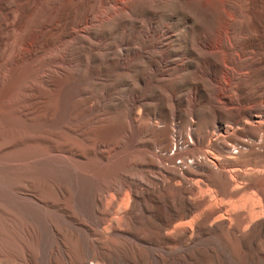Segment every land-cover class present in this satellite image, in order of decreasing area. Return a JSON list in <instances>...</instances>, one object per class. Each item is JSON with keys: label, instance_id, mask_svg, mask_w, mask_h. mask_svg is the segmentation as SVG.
<instances>
[{"label": "rangeland", "instance_id": "rangeland-1", "mask_svg": "<svg viewBox=\"0 0 264 264\" xmlns=\"http://www.w3.org/2000/svg\"><path fill=\"white\" fill-rule=\"evenodd\" d=\"M94 3L0 0V178L8 160L19 163L30 152L81 159L69 147L87 152L88 143L74 139L84 134L91 137L94 158L102 161L107 156L115 160L122 152H143L137 167L146 180L126 178L135 185L142 217L153 213L156 224L161 212L175 215L200 200L187 192L194 185L188 171L229 172L239 185L236 195L255 191L249 185L264 179V172H257L264 165L259 139L264 127L245 122L244 116L264 110V53H258L257 38L245 23L229 20L221 11L236 8L234 0ZM225 22L230 26L223 29ZM160 133L163 145L154 138ZM31 134L32 141H23L22 136ZM134 161L122 164L131 170ZM46 179L64 186V158L50 163ZM25 186L22 191L35 196ZM43 195L55 203L45 205L47 219L72 222L90 243L98 244L93 229L101 227L70 220L63 199L47 190ZM88 198L97 219L102 208L92 190ZM151 231L145 221L138 232L115 233L148 249L139 260L168 264L155 257L168 250L175 233ZM179 241L188 246L183 235ZM209 245L213 250L207 256L195 254L174 264H238L242 259V251L222 238ZM83 264H90L89 258Z\"/></svg>", "mask_w": 264, "mask_h": 264}, {"label": "bare ground", "instance_id": "bare-ground-1", "mask_svg": "<svg viewBox=\"0 0 264 264\" xmlns=\"http://www.w3.org/2000/svg\"><path fill=\"white\" fill-rule=\"evenodd\" d=\"M90 1L96 2V0ZM234 3L236 8L226 6L221 7V11L227 19H237L245 23L246 31L252 32L257 38L258 53L262 56L264 53V0H234ZM94 6L95 3L88 7L89 10L92 11ZM229 26L225 22L223 29ZM226 33L227 40L231 42L233 37ZM242 34L245 35L244 32ZM244 121H253L264 127V110L245 115ZM163 135L160 133L154 137L161 145L164 144ZM25 136H22L23 141L33 139L32 134ZM80 136L82 138L79 139V135H75L74 139L77 143L87 142L89 150L82 151L75 145H71L69 149L76 150L81 159H75L67 153H64L62 157L41 151L26 153L19 163L11 159L5 164L4 177L0 178L2 179V182L0 181L2 183L0 185V260L2 264H41L43 262L45 264H83L86 258H89L90 264H114L122 260L131 264L136 261H140V264H153L156 260L152 259L153 261L149 260L147 263L138 259L142 251H148V249L115 233L116 230L134 232L137 230L138 232L145 221L151 224L152 233L158 235L161 228L167 234L175 233L168 250L160 251L155 257L161 262L174 264L175 259L192 258L195 254L207 256L213 250L209 245L212 239L222 238L242 251L243 256L238 264H264L263 178L253 184L250 183L249 186L255 191L236 195L239 185L228 171V175L214 169H204L200 172L188 171L194 185L187 192L201 197L200 200L192 209L175 215L161 212L163 218L158 220L159 224H156L155 214L142 217L140 208L135 204L137 196L135 185L126 178L135 176L138 180H146L143 170L137 167L141 164L137 160L143 157V152L134 154L122 152L115 160H110L107 156L105 161H102L94 158V148L92 144L89 145L91 137H85L84 134ZM259 139L264 144V133ZM197 143L201 144L198 140ZM194 147L188 152H191ZM61 158H64L63 187L56 181L49 182L46 179L50 163ZM129 158L135 160L133 165L135 168L131 170L128 169V167L131 168L130 165H126ZM125 160L124 165L122 162ZM115 164L117 168H114ZM220 165L223 167L222 164ZM257 172H264V165ZM15 177H20L21 180L13 179ZM173 178L177 177L173 176ZM38 179L40 180L36 181ZM178 179L174 181L178 182ZM25 184L32 187L35 196L30 197L22 191L26 189ZM201 184L206 187H202ZM43 190L52 192L63 199L62 205L70 220L76 218L81 224L89 221L101 227L100 231L93 229L98 237V244L90 243L87 234L81 232L72 222L68 221L62 225L55 219H47L44 213L45 205L54 206L55 203L45 199ZM90 190L95 194L97 205L102 208L100 217L97 219L92 218L89 210ZM157 212L160 210L158 209ZM259 218L263 221L255 225L254 221ZM202 223L212 229L204 230ZM43 227L47 228V233ZM179 230L181 232H178ZM180 235L186 238L188 246L180 244ZM149 251L153 254L152 249Z\"/></svg>", "mask_w": 264, "mask_h": 264}]
</instances>
